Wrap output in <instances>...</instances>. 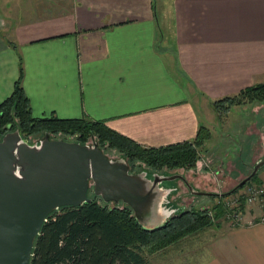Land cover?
I'll use <instances>...</instances> for the list:
<instances>
[{"label":"crops","instance_id":"1","mask_svg":"<svg viewBox=\"0 0 264 264\" xmlns=\"http://www.w3.org/2000/svg\"><path fill=\"white\" fill-rule=\"evenodd\" d=\"M25 2L0 0V101L21 66L34 116L103 119L160 146L212 131L214 99L264 82V0ZM260 214L215 221L196 264H264V219L245 222Z\"/></svg>","mask_w":264,"mask_h":264},{"label":"trees","instance_id":"2","mask_svg":"<svg viewBox=\"0 0 264 264\" xmlns=\"http://www.w3.org/2000/svg\"><path fill=\"white\" fill-rule=\"evenodd\" d=\"M21 73L20 66L12 92L0 101V137L14 128L19 129L23 138L44 131L77 133L80 142L96 136L99 146L107 143V147L116 148L129 164L144 163L159 170L164 166H195L200 158V147L210 136V129L199 125L190 140L149 146L108 127L103 119L61 118L53 114L34 116L21 86ZM263 98L264 82H258L214 99L212 106L219 113L233 105ZM255 175L248 181L259 182L253 180ZM89 195L92 199L87 203L61 206L48 214L35 238L29 264H146L148 251L218 221L223 212L221 197L211 196L215 198L211 206L214 218L208 214L209 209L190 207L171 216L160 228L147 230L135 219L129 206L110 204L93 193Z\"/></svg>","mask_w":264,"mask_h":264},{"label":"water","instance_id":"3","mask_svg":"<svg viewBox=\"0 0 264 264\" xmlns=\"http://www.w3.org/2000/svg\"><path fill=\"white\" fill-rule=\"evenodd\" d=\"M139 166L141 163L138 164ZM264 165V157L226 191H206L186 182L193 194L222 197L246 183ZM183 178L130 169L125 157H110L92 136L90 142L50 137L28 142L18 128L0 137V264H29L36 236L47 216L65 206L91 201L123 203L147 230L160 228L180 211L168 207L170 187L162 181Z\"/></svg>","mask_w":264,"mask_h":264},{"label":"rangeland","instance_id":"4","mask_svg":"<svg viewBox=\"0 0 264 264\" xmlns=\"http://www.w3.org/2000/svg\"><path fill=\"white\" fill-rule=\"evenodd\" d=\"M25 1L27 0H11L12 8H15L17 14L21 11L22 3H26ZM163 11L164 13L166 11V15L169 14V10L164 8ZM231 107V110L229 108L227 111L216 112L222 126L219 127V122L216 121L210 131L209 138L200 147V158L196 160L195 166L190 168L181 166L167 168L164 166L159 170H153L141 163L140 166L129 164L130 169L134 171L146 170L147 175L152 172L178 173L199 190L226 191L232 188L251 171L252 165L256 161L264 157V98ZM242 107L245 110L241 111ZM75 134L77 133L58 132L56 135L74 136ZM42 135L43 133L32 134L29 136V140L39 139ZM93 137L97 141V137ZM89 139L92 137H87L86 141ZM100 147L112 158L125 157L116 148L107 147V143ZM253 180L264 183L263 165L258 168ZM162 185L170 187V192L166 196V205L169 208L175 207L180 211L190 207L211 209L215 203L211 196L191 193L179 177L167 180ZM240 189H243V185L238 187L235 192H240ZM89 193L92 194L91 191ZM118 204L121 205V203ZM251 210L262 212V208L251 205L248 210H245V213L248 214ZM214 223L215 221L203 228L189 231L184 236L148 251L146 264H196L203 256L204 248L218 232Z\"/></svg>","mask_w":264,"mask_h":264},{"label":"built area","instance_id":"5","mask_svg":"<svg viewBox=\"0 0 264 264\" xmlns=\"http://www.w3.org/2000/svg\"><path fill=\"white\" fill-rule=\"evenodd\" d=\"M50 137L54 138H64L67 140H76L78 134L73 135H56L50 133ZM92 137V136H91ZM28 142H35V140H29L25 138ZM92 139H89L86 142H90ZM220 204L223 208V212L220 215V219L229 221L231 223H241L245 219V210L249 209L251 205L255 207L264 209V183L261 182H246L243 184V189H240V192H231L220 198ZM214 211L212 209L208 210V214L214 218ZM264 219V215L261 214L258 217L250 216L246 219V223L252 224L256 221Z\"/></svg>","mask_w":264,"mask_h":264},{"label":"flooded vegetation","instance_id":"6","mask_svg":"<svg viewBox=\"0 0 264 264\" xmlns=\"http://www.w3.org/2000/svg\"><path fill=\"white\" fill-rule=\"evenodd\" d=\"M180 179L183 181V183H184L185 185H186L185 181L188 182L185 178H184V179L180 178ZM184 180H185V181H184ZM165 181H167V180H165ZM165 181H162L161 184H162L163 182H165ZM174 208H175V207H174ZM175 209H176V208H175ZM176 210H177V209H176ZM177 211H180V210H177ZM181 211H182V210H181Z\"/></svg>","mask_w":264,"mask_h":264}]
</instances>
